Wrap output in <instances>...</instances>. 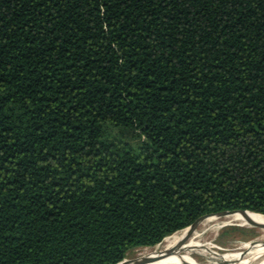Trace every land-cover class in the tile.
<instances>
[{
  "label": "trees",
  "instance_id": "16d2710c",
  "mask_svg": "<svg viewBox=\"0 0 264 264\" xmlns=\"http://www.w3.org/2000/svg\"><path fill=\"white\" fill-rule=\"evenodd\" d=\"M224 211L264 215V0H0V264Z\"/></svg>",
  "mask_w": 264,
  "mask_h": 264
},
{
  "label": "bare ground",
  "instance_id": "6f19581e",
  "mask_svg": "<svg viewBox=\"0 0 264 264\" xmlns=\"http://www.w3.org/2000/svg\"><path fill=\"white\" fill-rule=\"evenodd\" d=\"M228 225H256L264 230V215L225 212L206 216L195 226L167 237L153 248H146L137 258L126 260L125 264H134L137 260H144L143 264H201L194 256L204 257L207 264H264V241L244 242L239 251L221 254L204 239L207 231H218Z\"/></svg>",
  "mask_w": 264,
  "mask_h": 264
},
{
  "label": "rangeland",
  "instance_id": "374dc122",
  "mask_svg": "<svg viewBox=\"0 0 264 264\" xmlns=\"http://www.w3.org/2000/svg\"><path fill=\"white\" fill-rule=\"evenodd\" d=\"M200 230L202 229L200 228ZM204 239L207 242L212 243L216 247L214 250L221 254H225L228 252L239 251L245 243L264 241V230L255 225H228L218 231H207L204 234ZM146 248H137L130 251L125 260H132L137 258L139 253H142ZM193 258L201 264L208 263L207 259H205L204 257L194 256Z\"/></svg>",
  "mask_w": 264,
  "mask_h": 264
},
{
  "label": "water",
  "instance_id": "95a60500",
  "mask_svg": "<svg viewBox=\"0 0 264 264\" xmlns=\"http://www.w3.org/2000/svg\"><path fill=\"white\" fill-rule=\"evenodd\" d=\"M225 212H248V211H224V212H221V213H217V214H222V213H225ZM250 213H252V212H250ZM255 214V213H254ZM256 214H258V213H256ZM211 215H214V214H211ZM260 215H262V214H260ZM206 216H209V215H206ZM206 216H203V217H201L198 221H196L192 226H195L201 219H203L204 217H206ZM256 226V225H255ZM125 261L126 260H124L123 262H121V263H119V264H125ZM144 263V260H137L134 264H143Z\"/></svg>",
  "mask_w": 264,
  "mask_h": 264
}]
</instances>
